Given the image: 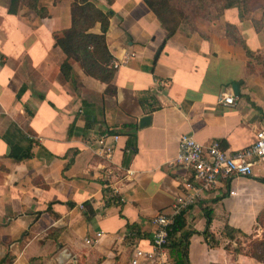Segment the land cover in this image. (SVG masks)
<instances>
[{"label": "crops", "instance_id": "obj_1", "mask_svg": "<svg viewBox=\"0 0 264 264\" xmlns=\"http://www.w3.org/2000/svg\"><path fill=\"white\" fill-rule=\"evenodd\" d=\"M72 1L39 0L48 12L41 18L24 6L10 14V0H0V264H128L135 247H148L151 218L173 212L193 181L190 167L173 163L182 134L232 152L264 129V29L249 16L223 12L260 63L249 64L217 28L180 24L165 40L142 0H92L110 11L106 43L122 62L116 94L108 95L78 62L70 60L78 92L61 74L66 56L54 37L70 27ZM228 95L233 104L222 100ZM144 115L149 123L140 126ZM103 134L118 136L109 158L98 150ZM177 215L189 264H263L225 248L235 243L223 228L264 237V162L251 176L205 190Z\"/></svg>", "mask_w": 264, "mask_h": 264}, {"label": "trees", "instance_id": "obj_2", "mask_svg": "<svg viewBox=\"0 0 264 264\" xmlns=\"http://www.w3.org/2000/svg\"><path fill=\"white\" fill-rule=\"evenodd\" d=\"M111 3V0H105ZM151 13L157 18L159 24L166 30V37L172 36L183 21L196 28V21L206 26L219 29L223 35L241 46L246 56L257 63L263 59L251 51L244 39L239 34L235 25L227 23L223 19V12L228 8H236L240 18L249 16L256 31L264 29V0H142ZM26 7L39 17L48 16L45 8L39 6V0H10L8 12L15 14L19 7ZM110 11H103L92 0H73L70 4V27L55 35V44L65 54L66 58L61 63L60 71L66 80H71L75 90L78 92L80 82L73 71L70 60L78 62L83 72L106 85L105 94L115 95L116 87L113 84L115 68L111 65L113 57L110 54L106 43V32L109 27ZM100 25V33L91 32L96 25ZM163 43L159 46L154 59L156 60ZM158 108L152 105L150 110ZM135 124H123L121 127L134 128ZM21 159V158H16ZM93 215L89 208L87 219ZM212 215L207 214V227L204 237L214 239L208 231ZM184 222L180 215L174 218V223L169 230L170 243L169 261L172 264H189L187 257V243L177 233L183 228ZM137 236H141L132 226ZM224 238L234 242L235 245H226L225 248L235 254L244 253L264 264V237L261 239L245 235L242 231L225 225L223 228ZM245 240L242 245L239 238ZM215 242H217L215 240ZM215 244V243H214Z\"/></svg>", "mask_w": 264, "mask_h": 264}, {"label": "built area", "instance_id": "obj_3", "mask_svg": "<svg viewBox=\"0 0 264 264\" xmlns=\"http://www.w3.org/2000/svg\"><path fill=\"white\" fill-rule=\"evenodd\" d=\"M121 63L113 60L111 65L117 68ZM222 100L224 103L233 104V97L230 95L223 96ZM109 138L111 142L107 141ZM117 138V135H101L97 139L99 153L109 158ZM257 161L264 162V129L255 133V140L251 145L232 152L224 151L218 141L205 146L198 143L191 135L182 134L178 140V151L173 163L190 167L193 181L185 182L187 193L180 199L179 206L173 212H161L151 218L153 233L149 245L135 247L128 264H167L166 249L170 243L168 232L178 210L195 203L205 190L216 188L231 177L251 176ZM127 173L132 174L130 170ZM229 193L234 194V191ZM96 236H101V233H97ZM86 242L91 243V240Z\"/></svg>", "mask_w": 264, "mask_h": 264}, {"label": "water", "instance_id": "obj_4", "mask_svg": "<svg viewBox=\"0 0 264 264\" xmlns=\"http://www.w3.org/2000/svg\"><path fill=\"white\" fill-rule=\"evenodd\" d=\"M234 89L236 91V86L234 85ZM149 120H150V115H144L142 116L140 119H139V125L140 126H143L147 123H149Z\"/></svg>", "mask_w": 264, "mask_h": 264}, {"label": "rangeland", "instance_id": "obj_5", "mask_svg": "<svg viewBox=\"0 0 264 264\" xmlns=\"http://www.w3.org/2000/svg\"><path fill=\"white\" fill-rule=\"evenodd\" d=\"M180 24H187L188 26H191L190 24H188V23H186L185 21H183V22H181ZM179 24V25H180ZM195 24V26H206L205 24H203V23H200V22H198V21H196V23H194Z\"/></svg>", "mask_w": 264, "mask_h": 264}]
</instances>
